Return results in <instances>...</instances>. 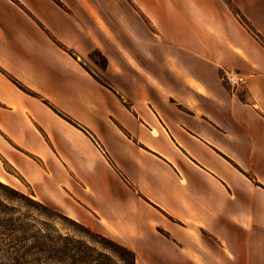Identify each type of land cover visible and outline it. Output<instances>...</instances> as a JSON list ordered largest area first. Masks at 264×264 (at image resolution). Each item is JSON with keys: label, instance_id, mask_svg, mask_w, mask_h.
I'll return each mask as SVG.
<instances>
[{"label": "crops", "instance_id": "1", "mask_svg": "<svg viewBox=\"0 0 264 264\" xmlns=\"http://www.w3.org/2000/svg\"><path fill=\"white\" fill-rule=\"evenodd\" d=\"M0 180L137 264H264L263 41L225 0H0Z\"/></svg>", "mask_w": 264, "mask_h": 264}, {"label": "trees", "instance_id": "2", "mask_svg": "<svg viewBox=\"0 0 264 264\" xmlns=\"http://www.w3.org/2000/svg\"><path fill=\"white\" fill-rule=\"evenodd\" d=\"M225 1L238 19L264 43L260 34L254 30L249 20L241 13L234 2L232 0ZM94 55L100 56L106 66L107 61L99 52H95ZM1 192L6 199L2 200L0 198V213L4 212L6 215L2 217L1 215L3 214H0V244H7L8 246L4 256L15 257L12 260L20 262V260H25L28 254L36 250L53 264H62L64 261L78 264L83 260V262L91 261L89 264L100 263V260L95 258L97 253L96 248L88 241L78 239L70 234L61 233L60 229L49 221L42 222L43 226L41 225V227L37 228V225L31 224V222H28L29 220H23L20 217L16 218V212L20 210L19 206H15L13 203L17 201L21 202V205L28 209L27 216L29 215V210L31 211L33 208H36L40 215H44L51 220L53 219V221H56V218L69 221L75 227L83 230L86 237L93 243L96 244L102 241L105 244L111 245L110 250L113 255H116L115 257L121 259L123 263L137 264L135 252L102 234L94 232L87 226L45 204L36 198L35 193L31 189L29 193H26L0 180ZM98 254L100 256L103 255L100 252ZM113 255L108 256L110 260L109 264H118Z\"/></svg>", "mask_w": 264, "mask_h": 264}, {"label": "rangeland", "instance_id": "3", "mask_svg": "<svg viewBox=\"0 0 264 264\" xmlns=\"http://www.w3.org/2000/svg\"><path fill=\"white\" fill-rule=\"evenodd\" d=\"M96 61L100 66L104 65V60L98 56V55H92L90 58L85 59L86 67L93 71L95 73V75H97L99 78L102 77V72L100 70V68H98L95 65ZM3 182V181H2ZM5 183V182H3ZM8 184L10 186H13L9 183H5ZM16 187L19 190L29 193L30 192V186L25 183L23 180L17 181L16 182ZM28 188V189H27ZM30 188V189H29ZM32 190V189H31ZM0 198L2 200H6L5 197L3 196V193H0ZM38 199V198H37ZM43 202V201H42ZM15 206H19V210L16 212L15 217L16 218H22L23 220H29L28 222H31V224L33 225H37V228L41 227V225L43 226L42 222H46L49 221L53 224H55L57 226L58 229H60L61 233L63 234H70L72 236H75L78 239H82L85 241H88L92 246H94L97 250L96 256L95 258L100 260V263L98 264H109L110 260L108 256L113 255L112 251L110 250L111 245L109 244H105L102 241H100L99 243H93L92 241L89 240L88 237H86V234L83 232V230H81L80 228L75 227L72 223H70L69 221H66L64 219H60V218H56V221H53V219H48L46 216H42L39 214L38 210L36 208H33L31 211L29 210V215L27 216L26 213L28 211V209L24 206L21 205V202H14L13 203ZM46 204V203H45ZM3 214L1 215L2 217H5L6 215L4 214V212L0 213ZM8 249L7 244L6 245H1L0 244V264H53L51 262H49V260H47L42 254H39L36 250L33 251L31 254H28L25 258V260H20V262L18 260H12L15 257H6L5 255V250ZM25 250V249H23ZM98 252H100L103 255H99ZM115 260L117 261L118 264H127V263H123V261L121 259H119L118 257H115L116 255H113ZM84 261V260H83ZM80 261L78 264H89L91 263V261L88 262H83ZM62 264H74L70 261H64L62 262Z\"/></svg>", "mask_w": 264, "mask_h": 264}, {"label": "built area", "instance_id": "4", "mask_svg": "<svg viewBox=\"0 0 264 264\" xmlns=\"http://www.w3.org/2000/svg\"><path fill=\"white\" fill-rule=\"evenodd\" d=\"M221 78L228 86L235 90L245 89L248 82L247 75L235 68H224Z\"/></svg>", "mask_w": 264, "mask_h": 264}, {"label": "bare ground", "instance_id": "5", "mask_svg": "<svg viewBox=\"0 0 264 264\" xmlns=\"http://www.w3.org/2000/svg\"><path fill=\"white\" fill-rule=\"evenodd\" d=\"M3 182H5V181H3ZM6 183V182H5Z\"/></svg>", "mask_w": 264, "mask_h": 264}]
</instances>
